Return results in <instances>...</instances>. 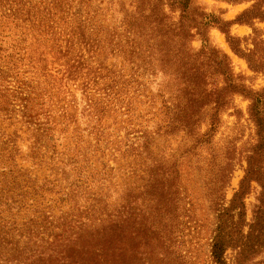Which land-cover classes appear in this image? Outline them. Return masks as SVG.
Returning <instances> with one entry per match:
<instances>
[{"label": "trees", "instance_id": "trees-1", "mask_svg": "<svg viewBox=\"0 0 264 264\" xmlns=\"http://www.w3.org/2000/svg\"><path fill=\"white\" fill-rule=\"evenodd\" d=\"M137 1L141 9L122 19L121 32L102 27L93 14L73 12L76 0H0V264H126L121 249L108 247L107 241L123 231L126 221L137 223V200L127 201L117 211V219L109 221V198L99 192L114 169L104 165L97 181L100 187L94 189L96 181L90 179L96 176L88 162L106 154L114 161L132 160L128 177L137 178L150 196L147 203H160L162 198L168 210L175 172L138 168V159L149 157L152 140L139 129L144 117L138 120L133 108L138 101L151 109L164 81L174 85L176 97L163 101L165 112L151 113L149 123L162 116L166 128L191 132L202 110L213 102L210 128L200 137L215 131L226 104L220 97L230 88L215 89L212 97L205 61L211 60L216 74L229 83L226 55L207 45L199 51L189 46L192 28L188 30L184 22L190 0H171L181 13L174 24L156 6L146 10L144 0ZM219 28L230 41L228 32ZM230 92L239 89L232 86ZM250 113L259 136L264 131V103L252 99ZM111 116L127 125L124 138L106 125ZM20 133L27 135V157L21 154ZM263 146L259 137L238 190L220 211L210 243L212 264H264ZM34 167L66 180L74 176L67 188L62 190L57 183L55 191L46 192L73 211L65 225L52 226L48 221L60 220L51 213L23 220L43 221L35 226L16 223L29 201L44 200L38 196L43 188L37 190L30 178ZM138 170L142 176L137 177ZM253 183L261 192L248 222L245 199ZM153 249L155 264L177 262L169 261L158 246ZM227 251L233 252L231 261Z\"/></svg>", "mask_w": 264, "mask_h": 264}, {"label": "rangeland", "instance_id": "rangeland-1", "mask_svg": "<svg viewBox=\"0 0 264 264\" xmlns=\"http://www.w3.org/2000/svg\"><path fill=\"white\" fill-rule=\"evenodd\" d=\"M158 1L144 0L143 8L147 10L156 6L155 9L168 18L170 23H177L181 15L177 6H172L171 0H161V3ZM190 2L191 6L186 11L187 21L184 22L188 30L192 28L193 37L189 46L193 51H199L203 45H207L226 55L228 59L229 83L216 74L217 69L211 60L205 61L207 89L212 93V97H216L215 89L229 87L230 90L221 95L220 98H224L226 104L219 113L215 131L205 138L200 135L210 128L209 117L213 102L208 103L202 110L198 123L191 132L183 127L166 128V124L161 122L162 116H158L151 123L146 120L153 112L164 113L163 101L170 102L172 97H176L174 85L169 84V81H164L161 90L156 91L160 97L156 98L151 109L147 104H140L138 101L133 105L138 120L140 116L144 117L138 125L139 129L147 133L152 140L149 157L138 159V168L155 167L158 172L171 168L175 172L169 206H166L168 210L164 208L162 198L160 203H147L150 196L144 193V188L137 178L128 177L132 176V160L114 161L112 156L106 154L104 157L91 158L88 162L93 171L92 175L96 176L90 179L91 182L96 181L94 189L100 187L97 181L103 166L114 169L113 175L108 177L106 187L99 192L104 198H109L108 213L112 214L109 221L117 219V211L122 210L120 207L127 201L137 200V210L140 214L137 223L126 221L123 231L117 234L115 239L107 241L108 247L121 249L126 264H155L152 260L155 246L160 248V252H165L169 261L177 260L174 264H212L210 243L218 225L220 211L229 206L238 190L247 168V157L252 155V149L257 146L259 137L263 138L264 145V131L258 136V128L253 114L250 113L252 99H260L264 103V0ZM72 7L73 12L95 15L97 23H101L102 27L108 30L118 29L121 32L124 30V27L119 29L122 19L141 9L137 0H76ZM196 26L197 28L193 29ZM198 27H201L200 30ZM219 27L228 32L230 41ZM158 83H163L162 79ZM232 86H236L239 92L231 93ZM106 125L111 127L113 134L119 133L118 135L124 138L123 128L127 125L121 124L120 118L115 120V117L111 116ZM111 137L115 139L114 135ZM20 140L22 157H27V135L20 133ZM20 163L22 162H18L19 166ZM21 166L25 170L24 164ZM105 174H109V171ZM24 175L27 176V173ZM139 176H142L140 170L137 172V177ZM67 177V180L61 176L55 177L47 170L34 167L30 178L37 190L43 188L38 191V196L44 197V200L39 197L35 198L37 202L29 201V206L18 213L19 221L16 223L38 225L43 221L23 220H37L43 213H51L56 220H60L48 221L52 226L70 222V215L73 213L70 207L59 203L57 197L52 194H47L49 191H55L57 183L61 184L62 190L67 188L74 176ZM144 179L146 181L147 176ZM141 183L142 186L145 185V182ZM139 186L141 188L137 189ZM251 187V192L245 199L248 222L252 219L254 206L261 192L257 184L253 183ZM127 192H132V197ZM95 216L98 218L100 213ZM157 234L158 243L153 239ZM226 257L231 261L233 252L227 251Z\"/></svg>", "mask_w": 264, "mask_h": 264}]
</instances>
